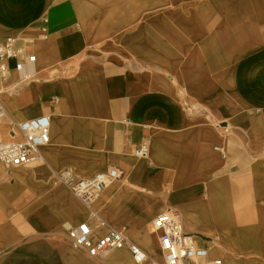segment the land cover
Instances as JSON below:
<instances>
[{"label":"crops","instance_id":"0c3cea01","mask_svg":"<svg viewBox=\"0 0 264 264\" xmlns=\"http://www.w3.org/2000/svg\"><path fill=\"white\" fill-rule=\"evenodd\" d=\"M10 36L37 55L27 72L42 66L37 51L60 59L40 84L76 80L93 92L76 102L42 94L51 140L41 159L0 162V264H110L67 244L71 219L46 228L22 198L69 205L66 174L111 166L121 177L92 207L146 251L159 248L153 219L174 210L224 264H264V0H0V42ZM148 173L157 191L141 183ZM152 192L144 226L118 222L114 199L147 205ZM83 220L99 225L87 209Z\"/></svg>","mask_w":264,"mask_h":264},{"label":"built area","instance_id":"2783aa9c","mask_svg":"<svg viewBox=\"0 0 264 264\" xmlns=\"http://www.w3.org/2000/svg\"><path fill=\"white\" fill-rule=\"evenodd\" d=\"M31 41V40H30ZM37 61V55L30 48L10 36L0 42V91L15 89L19 83L12 82L14 74L19 82L33 79L34 73L27 72ZM51 118L47 114L17 120L0 100V162L6 167L30 166L41 158V148L48 144ZM148 145L143 142L134 149L137 156H145ZM121 170L111 166L105 171L86 178H73L66 174L63 179L71 192L86 206L89 216L99 220L94 228L88 220L68 228L67 238L74 248L85 250L88 256L104 259L114 251L128 248L138 264H224L222 258L211 256L210 250L196 244L193 235L184 231L179 214L174 210L162 211L153 221L159 234V247L164 263L152 256L133 241L124 228H118L100 217L92 202L103 192L107 182L121 177Z\"/></svg>","mask_w":264,"mask_h":264},{"label":"bare ground","instance_id":"6f19581e","mask_svg":"<svg viewBox=\"0 0 264 264\" xmlns=\"http://www.w3.org/2000/svg\"><path fill=\"white\" fill-rule=\"evenodd\" d=\"M37 52L39 54L38 64L42 66L39 67V69H36V71H34L33 69L31 70V74L34 73V78L27 79V81L24 83L27 84V86L22 91H19L18 89L6 88L0 91V100H2V102L5 104L9 112H11V114L14 116V118H18L19 120L35 117L36 115L38 116L40 112L39 99L42 94H49L52 98L53 94L59 93L67 97L70 102H76V100L90 97L93 92V86L91 83L83 84L77 82L76 80L69 81L65 79L63 81L58 80L57 82L52 83L50 85L40 84L42 77L47 76L52 71L54 60L57 59L58 62H60V59L58 57H55L52 53L47 52V54L45 53L42 56V53H40L39 51ZM12 82L20 83L18 80L16 81L15 75L12 77ZM152 175L153 173H148V177L143 178L141 183L150 188L151 190L157 191L159 187L152 182ZM111 181L107 182V184ZM104 190L102 193H104ZM70 195L73 199V202L69 205L65 204L59 199L48 201L44 197H42L33 201L28 198H22L24 200V204H29V207L22 210L25 213L31 211L34 218L40 223V225H43L46 228L52 227V225L56 221L61 219L63 220L65 218L71 219L72 225L74 226L81 222V219L86 213V206L82 205L81 201L71 192ZM152 195L153 198L147 205H142L140 199L130 200L125 195L119 196L118 198L114 199L112 202V211L117 214L118 222H134L138 227L144 226L147 214L151 210H155L158 207V196L156 193H153ZM63 234L64 236H66V234H68V229H66ZM146 249L153 259H157L158 261L164 263L163 254L160 251V247L158 248V245L156 243L150 241L147 244ZM130 255L131 254H129L126 249H120L109 254L106 258H104L105 260H102H104V263L110 264H138ZM145 264L151 263L149 261Z\"/></svg>","mask_w":264,"mask_h":264},{"label":"rangeland","instance_id":"374dc122","mask_svg":"<svg viewBox=\"0 0 264 264\" xmlns=\"http://www.w3.org/2000/svg\"><path fill=\"white\" fill-rule=\"evenodd\" d=\"M65 240H66V242H67V244L73 249V250H75V251H77L78 249H76V248H74L73 247V245L71 244V242L65 237ZM84 253H85V255L87 254L86 253V251H84V250H82ZM87 257H88V255H87ZM89 259H91L90 257H88ZM89 261H91V262H95L94 260H89ZM101 261H104V260H101ZM60 261L59 260H55V263L56 264H58ZM98 262V261H97ZM64 263H66V262H64Z\"/></svg>","mask_w":264,"mask_h":264}]
</instances>
